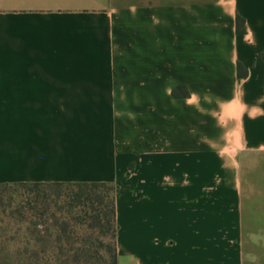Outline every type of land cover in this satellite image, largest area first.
Wrapping results in <instances>:
<instances>
[{"label":"crops","instance_id":"0c3cea01","mask_svg":"<svg viewBox=\"0 0 264 264\" xmlns=\"http://www.w3.org/2000/svg\"><path fill=\"white\" fill-rule=\"evenodd\" d=\"M262 155L264 0H0V184L115 185L117 264H264Z\"/></svg>","mask_w":264,"mask_h":264},{"label":"rangeland","instance_id":"374dc122","mask_svg":"<svg viewBox=\"0 0 264 264\" xmlns=\"http://www.w3.org/2000/svg\"><path fill=\"white\" fill-rule=\"evenodd\" d=\"M259 163L262 164V169L253 172L256 174L254 176L256 180L253 183L256 186L251 187V192L258 196L264 195V155L260 156ZM61 192L63 195L57 196V189L49 187H0V264H30L23 257L25 256L24 250L32 251L42 247L53 249L59 246L64 248L88 246L92 248L93 254L96 253L95 258L89 262L82 260L81 263L70 262V264H112V259L106 253L108 249L106 247L114 243L112 233L104 232L101 228L89 229L87 225L71 219L72 215H68L66 209L58 212L57 208L64 206L67 200L68 190L64 188ZM254 206L264 211V199H260V202ZM43 211L47 212L43 217L44 220L49 218L45 225L39 226L44 235L47 226L51 227L50 234L59 232L55 218L51 217L56 212V218L61 222L60 226L67 222L70 223L73 237L69 240L64 236L61 242L56 241L55 235L40 243L32 240L35 239L31 234L35 228L32 221H41L40 213Z\"/></svg>","mask_w":264,"mask_h":264},{"label":"trees","instance_id":"16d2710c","mask_svg":"<svg viewBox=\"0 0 264 264\" xmlns=\"http://www.w3.org/2000/svg\"><path fill=\"white\" fill-rule=\"evenodd\" d=\"M239 32L242 33L241 25L239 23ZM7 186H24L31 188L49 187L57 189V196H62L61 190L66 188L68 193L66 194V202L64 206L58 207V212H62L66 209L68 215H72L71 219L77 220L79 223L87 225L89 229L93 230L101 228L104 232H111L114 240L113 245H108L106 250L107 255L112 259V264H117L118 255L116 248L117 238V212H116V186L106 182H82V183H16L0 184V187ZM77 213V215H75ZM47 212L40 213L41 221H32L34 230L31 231L32 239L38 243L46 241L50 236L55 235L56 241L61 242L64 236L70 240L73 236V231L70 228V223H64L60 226V219L56 218L57 213L52 214V218L56 220L59 232L50 234V226L45 228V235L43 230L39 229L40 225H45L47 220H44V215ZM39 215V213H38ZM47 233V234H46ZM92 248L88 246L82 247H55L50 249L48 247H42L40 249H34L32 251L24 250L23 254L26 260L30 264H70L81 263L82 260L89 262V260L95 258L96 253L93 254Z\"/></svg>","mask_w":264,"mask_h":264}]
</instances>
